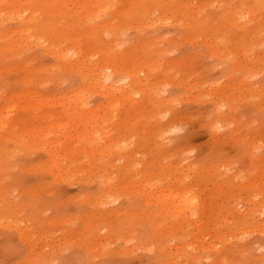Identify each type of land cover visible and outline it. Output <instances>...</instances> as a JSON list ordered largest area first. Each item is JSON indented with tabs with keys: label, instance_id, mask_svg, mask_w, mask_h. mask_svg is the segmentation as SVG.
<instances>
[{
	"label": "rangeland",
	"instance_id": "rangeland-1",
	"mask_svg": "<svg viewBox=\"0 0 264 264\" xmlns=\"http://www.w3.org/2000/svg\"><path fill=\"white\" fill-rule=\"evenodd\" d=\"M263 8L0 0V264H264Z\"/></svg>",
	"mask_w": 264,
	"mask_h": 264
},
{
	"label": "bare ground",
	"instance_id": "bare-ground-1",
	"mask_svg": "<svg viewBox=\"0 0 264 264\" xmlns=\"http://www.w3.org/2000/svg\"><path fill=\"white\" fill-rule=\"evenodd\" d=\"M254 2V1H253ZM258 2V1H257ZM92 3H90V5H91ZM97 3H94V5H93V7L91 8L92 10L91 11H93V9L94 8H96V5ZM244 6V5H243ZM247 6V5H246ZM244 8V7H243ZM246 8V7H245ZM236 9V8H235ZM250 9V8H249ZM264 9V8H263ZM106 10H108V8H106ZM241 10V9H240ZM240 10H234L233 12L235 13L236 11H237V19H236V17H235V15H234V18L236 19V21L238 22V24H239V22H241V25L243 24L244 25V23H242L243 21H247V22H249V23H251V21H249V20H251V19H249L248 20V18H247V16H249V15H251V10H247V8L246 9H242L241 11ZM239 11V12H238ZM263 11V10H262ZM233 13V14H234ZM253 13H255V12H253ZM253 13H252V15H253ZM91 14V13H90ZM257 17V16H256ZM255 17V18H256ZM247 18V19H246ZM230 21H231V19H230ZM245 21V24L247 23ZM237 26V25H236ZM241 27V26H240ZM262 27V26H261ZM255 30V29H254ZM258 38V37H257ZM254 45L256 44V43H253ZM252 44V45H253ZM84 56V55H83ZM80 57H82V54H81V56ZM81 60V59H80ZM93 68H91V70H92ZM90 70V71H91ZM95 70V69H94ZM107 71H109V70H105V72L107 73ZM94 72H96V71H94ZM93 71H92V73H94ZM95 76H97L96 74H95ZM107 78H110L111 76H110V74H108L107 73ZM89 77H91V75L89 76ZM92 77H93V74H92ZM92 77H91V79H92ZM94 78V77H93ZM94 80V79H93ZM95 81H97V79L95 80ZM99 82H100V80H99ZM98 82V83H99ZM117 87H118V85H117ZM128 87L129 86H127V88H125V90L126 89H128ZM119 88V87H118ZM130 88V87H129ZM115 91V90H114ZM113 92V91H112ZM116 92V91H115ZM110 94H112V93H110ZM221 111V110H220ZM223 123V122H222ZM213 124V123H212ZM208 125V124H207ZM216 127V126H215ZM212 130H214L213 129V127H212ZM213 166H215V165H213ZM216 168H217V166H216ZM213 169V168H212ZM210 171V170H209ZM213 171H214V169H213ZM175 177H176V175H175ZM178 177V176H177ZM176 177V178H177ZM180 182H181V180H180ZM182 184H183V182H181ZM181 183H179V184H181ZM174 184V183H173ZM172 184V185H173ZM172 185L171 186H169V188L165 191V190H163V191H165V193H163L160 197H155V198H158L157 200H159V199H161V202H165L166 204H168V205H173L174 206V209H175V212H174V214L175 215H178V214H180V217H181V213L184 215V213H186V211H188V210H195L196 208H197V206H196V202L194 201V199H196L195 197H194V194H193V192H192V190L190 189V190H187L186 188L188 187H184V186H182V187H184V188H182L183 190L182 191H174V188H171L172 187ZM184 185V184H183ZM175 185H173V187H174ZM166 187H167V185H166ZM177 187V186H176ZM181 187V186H180ZM190 187H188V189H189ZM165 189V188H164ZM152 192V191H151ZM155 195V194H154ZM157 195V194H156ZM196 195V194H195ZM151 196V195H150ZM197 196V195H196ZM149 197V196H148ZM151 198V197H150ZM153 198V197H152ZM151 198V199H152ZM157 200H155V202L157 201ZM198 203V202H197ZM165 204V205H166ZM167 206V205H166ZM199 206V205H198ZM169 208V207H168ZM172 208V207H171ZM171 211H173V210H171L170 209V212ZM190 212V211H189ZM195 212V211H194ZM194 212H193V214H194ZM197 214V213H196ZM189 216H190V214H188ZM192 215V214H191ZM198 215V214H197ZM185 216H186V214H185ZM193 216V215H192ZM191 216V217H192ZM195 216V215H194ZM183 219L184 218H186V219H184V220H187V216L186 217H182ZM182 218H180L179 220H181ZM188 219H190V218H188ZM193 220V219H192ZM182 221V220H181ZM181 221H180V223H181ZM184 222V221H183ZM182 222V223H183ZM179 223V224H180ZM189 224H191V222L189 223ZM182 224H180V226H181Z\"/></svg>",
	"mask_w": 264,
	"mask_h": 264
}]
</instances>
